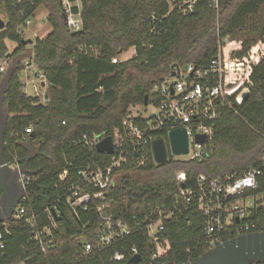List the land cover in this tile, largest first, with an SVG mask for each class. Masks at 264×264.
I'll return each mask as SVG.
<instances>
[{
  "label": "trees",
  "instance_id": "obj_1",
  "mask_svg": "<svg viewBox=\"0 0 264 264\" xmlns=\"http://www.w3.org/2000/svg\"><path fill=\"white\" fill-rule=\"evenodd\" d=\"M0 1L8 19L0 30V58L29 51L27 58L37 65L38 75L45 76L49 87L45 102L27 95L21 79L26 68L23 60L8 73H0L6 107L2 156L5 162L18 159L31 175L26 195L40 226L50 222L47 206L58 205L61 210L53 245L45 252L32 239L31 229L10 217L0 264H122L132 257L133 247L142 257L139 264L196 261L209 250L206 216L197 200L184 203L180 189L184 186L198 192L200 174L212 179L241 174L260 164L264 152V57L252 65L249 98L236 109L224 110L205 156L176 158L170 152L167 130H163L155 136L166 142L165 163L155 161L150 144L145 165L115 170L116 182L106 191L109 205L104 211L114 222L125 223L130 233L89 254H84V244L95 246L100 241L105 226L102 213L95 206L76 212L65 195L67 187L78 180L77 170L91 156H111L89 151L74 140L85 133H98L111 136L117 145L130 110L145 106L146 96L152 97V88L173 65H206L226 36L247 34L250 29L255 34L247 35L240 52L245 54L257 39H264V0H219L218 7L210 0H199L190 14L170 10L168 0H80L83 27L76 33L68 28L62 0ZM40 7L46 9L51 29L45 37L25 40L20 29ZM74 10L78 8L74 6ZM7 39L17 43L12 54ZM132 47L135 54L120 60ZM26 128H32V133L26 134ZM65 170L68 174L63 177ZM179 172L185 173L184 183L178 180ZM2 193L0 181V197ZM261 193L259 203L264 202V177L243 195ZM163 208L172 214L164 220L163 232L169 252L153 260L154 243L145 220L157 218ZM246 221L256 222L257 232L264 231V204L255 207ZM236 236L234 232L224 241ZM116 252L125 255L123 261L113 259Z\"/></svg>",
  "mask_w": 264,
  "mask_h": 264
},
{
  "label": "built area",
  "instance_id": "obj_2",
  "mask_svg": "<svg viewBox=\"0 0 264 264\" xmlns=\"http://www.w3.org/2000/svg\"><path fill=\"white\" fill-rule=\"evenodd\" d=\"M62 2L68 28L72 32L80 31L83 27L80 0H62ZM210 2L216 7L219 6V0H210ZM168 3L170 10L190 14L196 10L199 0H168ZM74 6L78 10H74ZM227 56L220 41L218 53L208 64H185V69H183L184 65L172 67V71L154 85L151 91L152 97H149L152 101L143 107V111H146L149 105L155 109L148 115L130 110L123 123L124 134L117 145L114 142V153H101L111 157L106 159L91 156L77 170L78 180L67 187L66 201L76 212L78 210L88 211L93 206L97 207L105 222L100 241L95 246L89 242L85 243L84 254H89L97 247L109 246L130 233L125 223L114 222L112 215L104 211L109 205L105 202L106 191L116 182V169L132 164L134 167L145 165L150 156V144L154 157L152 144L156 139V132L167 130L169 142L170 132L179 127L186 129L189 140V152L182 155H187L189 160L202 158L212 143L216 122L224 110L236 109L238 105L244 103L242 95L250 91L253 64L246 69L239 68L235 71L229 66L231 60ZM234 56H236L235 53ZM0 70L3 71L4 67L1 66ZM39 76L44 79L43 85H46L45 76L43 74ZM138 118L147 120L139 122ZM32 131V128L25 129L26 134ZM202 135L205 136V140L200 142L197 137ZM106 136L105 134L85 133L80 139L74 140V143L84 144L89 151H97L98 143ZM174 156L177 158V155ZM4 165L11 168L12 172L17 175L16 183L21 192L12 217L22 221L25 227L31 229L32 239L39 243L45 252L53 245L54 230L58 226L56 217L60 216L61 210L58 205H54L52 209L47 206L45 212L48 213L50 222L46 226H40L39 216L33 210L26 195L31 175L25 165L16 158L12 162H5ZM67 174L68 170H65L63 177ZM185 177L184 172L178 173L179 182L184 183ZM263 177L264 152L258 166L250 167L241 174H225L212 179H208L205 174H200L198 192L193 188L181 187L180 197L184 203H190L193 199L197 200L206 216L205 233L209 237V249L225 242L224 238L234 232H237V235L257 232L258 224L248 222L246 218L255 207L264 202L259 203L262 199V197L258 198L259 194L246 196L243 194L256 188ZM171 216L168 209L163 208L159 210L157 218L149 217L145 220L148 236L154 243L151 255L153 260L169 252L167 239L163 232L165 231L164 220ZM7 221L8 219L1 223L3 228L0 229V249L5 248L4 236L8 232ZM131 254L132 256L138 254L136 247L132 248ZM124 258L125 255L119 252L113 256V259L117 261H123Z\"/></svg>",
  "mask_w": 264,
  "mask_h": 264
},
{
  "label": "water",
  "instance_id": "obj_3",
  "mask_svg": "<svg viewBox=\"0 0 264 264\" xmlns=\"http://www.w3.org/2000/svg\"><path fill=\"white\" fill-rule=\"evenodd\" d=\"M5 27V21L0 16V30ZM76 33V32H73ZM173 65L172 67H176ZM178 67V66H177ZM186 66H183L185 69ZM175 74V72H174ZM250 96V92H245L242 95L243 102H245ZM149 96L145 98V105L148 104ZM4 129L5 122L0 123V179L2 185V198L3 202L8 201L15 192L18 193V202L20 198V189L16 183L17 175L12 174V179L9 183H6L7 178L11 175V168L4 165L5 160L2 156V150L4 145ZM198 141L203 142L205 136H198ZM169 143L171 152L173 155H182L189 152V140L188 134L185 128L179 127L173 129L169 134ZM153 153L156 162L165 163L168 160L167 145L163 138H157L153 141ZM97 151L100 153L107 152L109 154L114 153L115 146L111 136H106L97 145ZM7 203V202H6ZM2 206V205H0ZM15 208L9 212L0 213V221H5L12 217ZM239 221V220H237ZM141 255H133L127 262L122 264H139L141 261ZM264 261V231H258L248 234H243L231 238L218 246L209 249L196 261L190 264H252Z\"/></svg>",
  "mask_w": 264,
  "mask_h": 264
},
{
  "label": "rangeland",
  "instance_id": "obj_4",
  "mask_svg": "<svg viewBox=\"0 0 264 264\" xmlns=\"http://www.w3.org/2000/svg\"><path fill=\"white\" fill-rule=\"evenodd\" d=\"M47 11L44 7H40L37 11V14L31 20L26 22V25L23 26L20 30L23 34L25 40H35L37 37H45L51 29L50 23L46 18ZM0 16L5 21V25L8 23V19L5 13L4 4L0 1ZM255 34L250 29H247V34H240L238 36H226L222 40V44L227 57L231 60L229 61V66L234 70H239V68H247L250 64H257L264 57V39L259 38L255 43H253L243 55H240L241 50H243V43L247 35ZM6 44L9 48L10 54L14 53L17 43L11 40H6ZM136 50L134 47L130 48L127 52L121 54L119 57L120 60H127L135 54ZM234 53H237L234 56ZM29 51L21 53L20 55L13 56L11 55L7 59L0 58V67H4V70L0 73H8L9 69L15 65L18 61H25V69L21 73V79L25 83V92L28 96H36L40 99L41 102H45V94L48 93L49 87L43 85L44 79L38 75V67L34 62H30L27 56ZM233 58V59H232ZM3 90L0 92V123H3L6 116V107L3 101ZM155 108L153 106H148L146 111H143L144 108L133 109V112H142L145 115H148ZM178 159H187V155H178ZM0 174H2L0 172ZM262 194L258 195V198H261ZM208 251V250H207Z\"/></svg>",
  "mask_w": 264,
  "mask_h": 264
},
{
  "label": "flooded vegetation",
  "instance_id": "obj_5",
  "mask_svg": "<svg viewBox=\"0 0 264 264\" xmlns=\"http://www.w3.org/2000/svg\"><path fill=\"white\" fill-rule=\"evenodd\" d=\"M1 198H2V196L0 197V205H2V206H0V213H2V212H9L13 208L16 209V207L18 205V200H17L18 199V193L17 192H15V194L12 197H10L8 199V201H6L7 203L6 202H3L1 200ZM243 234H248V233H242V234H239L237 236H240V235H243Z\"/></svg>",
  "mask_w": 264,
  "mask_h": 264
},
{
  "label": "crops",
  "instance_id": "obj_6",
  "mask_svg": "<svg viewBox=\"0 0 264 264\" xmlns=\"http://www.w3.org/2000/svg\"><path fill=\"white\" fill-rule=\"evenodd\" d=\"M12 174H13V172H12L11 175L7 178L6 183H9V182H10V180L12 179ZM0 181H1V179H0ZM1 186H2V185H1Z\"/></svg>",
  "mask_w": 264,
  "mask_h": 264
}]
</instances>
